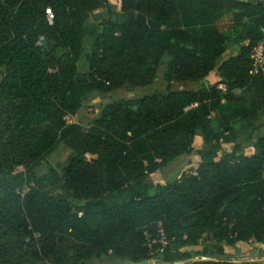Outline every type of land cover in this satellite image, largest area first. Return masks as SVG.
<instances>
[{
    "label": "trees",
    "instance_id": "16d2710c",
    "mask_svg": "<svg viewBox=\"0 0 264 264\" xmlns=\"http://www.w3.org/2000/svg\"><path fill=\"white\" fill-rule=\"evenodd\" d=\"M263 39L264 0H121L119 12L109 0H0V264H141L160 223L164 263L207 241L212 260L191 264H264L220 259L226 246H264V132L257 155L237 142L264 120V66L252 60ZM163 67L167 84L199 89L113 102L87 131L68 122L86 97L152 87ZM198 137L210 148L195 172L152 187ZM61 146L67 167L40 177Z\"/></svg>",
    "mask_w": 264,
    "mask_h": 264
},
{
    "label": "rangeland",
    "instance_id": "374dc122",
    "mask_svg": "<svg viewBox=\"0 0 264 264\" xmlns=\"http://www.w3.org/2000/svg\"><path fill=\"white\" fill-rule=\"evenodd\" d=\"M115 7H119L120 0H111ZM106 12V9L103 10ZM102 13V12H100ZM96 18V15L93 16V19ZM103 19V18H102ZM102 19H98V23L101 22ZM239 51L238 45H232L229 47L227 53L223 57V59H227V57L231 54H237ZM82 68H85V63L82 64ZM166 74V68L163 67L158 71L159 77L162 79L154 86L149 88H139L135 92L129 91L127 89H121L112 93L111 95L105 94H94L93 97H86L84 101V107L79 113L74 117H69V123H79L82 127L87 131L90 124L93 120L100 115L101 111H103L108 105L112 104L116 101H133L136 96L145 95V94H160L164 95L167 93V82L164 80ZM207 83L210 85H215L216 83L211 84L209 80ZM175 91H185L188 89H199V84L188 83V84H175ZM222 89H225L222 87ZM264 120L260 121L256 128L250 130L249 132L243 134L240 138H238L237 142L242 146V151L248 156H254L258 154V150L256 145L259 141V138L262 136L264 132ZM233 144H223L221 154L225 152H230L233 149ZM210 147L206 145L201 137H198L195 142L193 153L188 156V159L179 165L178 160L172 162L169 166L159 171L156 175H153L149 182L151 186L155 187L158 184H168L174 181H177L181 178V176L186 174H191L195 172L197 166L201 163V155L200 153L206 151ZM72 158V153L70 150L66 149L64 146H61L47 161L44 163L43 167L39 171L38 175L43 177L48 175L51 169L61 173L65 167H67L69 161ZM19 172H23V168L18 169ZM151 194H154L155 191L151 190ZM128 197L127 193L123 194L120 197V203L123 202ZM180 247V246H176ZM207 248V252L211 254H215L214 245L210 242L203 241L200 246L196 248H185L186 251H191L196 256L193 260L185 262V263H171V264H191L195 261L199 260H212L208 257H204L203 250ZM226 251H228V255L225 257H221V260H228L231 262H241V261H255L264 263V246L258 244L256 242L248 243V244H240L235 247H227ZM92 264H132L128 261L121 260L115 257H107L103 256L101 259H94ZM141 264H167L164 263L161 259H155L153 262H144Z\"/></svg>",
    "mask_w": 264,
    "mask_h": 264
},
{
    "label": "built area",
    "instance_id": "2783aa9c",
    "mask_svg": "<svg viewBox=\"0 0 264 264\" xmlns=\"http://www.w3.org/2000/svg\"><path fill=\"white\" fill-rule=\"evenodd\" d=\"M46 16H47V20L49 21V23L53 24L54 23V13L50 8L46 10ZM44 44H45V39L44 37H41L40 40L38 41V46L43 48ZM252 60L254 62L255 72L257 73L259 69L264 66V39L259 44V46L255 49L253 56H252ZM28 191H29L28 188H24L22 192L23 196ZM145 239H146L145 245L150 250L151 256L154 257L153 259L154 261L155 259H157L158 255H161L164 253L168 245V239H167L163 224L162 223L159 224L156 235L146 233Z\"/></svg>",
    "mask_w": 264,
    "mask_h": 264
},
{
    "label": "crops",
    "instance_id": "0c3cea01",
    "mask_svg": "<svg viewBox=\"0 0 264 264\" xmlns=\"http://www.w3.org/2000/svg\"><path fill=\"white\" fill-rule=\"evenodd\" d=\"M111 3H112V1L111 0H109ZM113 4V3H112ZM114 5V4H113ZM115 6V5H114ZM116 8V11L117 12H119L120 10H121V0H120V3H119V7L117 6V7H115ZM207 80H209V82H211V84H213V83H216V82H219L220 81V77H219V74L216 72H214L212 75H210V77L207 79ZM174 86H175V84H173V88H174ZM191 155V154H190ZM190 155H187V156H183V157H181V158H178L177 160H178V162H179V165L180 164H183L187 159H188V156H190ZM176 160V161H177ZM240 244H245V243H240ZM240 244H237V245H235L236 247L237 246H239ZM235 246H233V247H235ZM228 252V251H227ZM149 262H153V260L152 261H149ZM241 262H243V261H241ZM241 262H237V263H241Z\"/></svg>",
    "mask_w": 264,
    "mask_h": 264
},
{
    "label": "water",
    "instance_id": "95a60500",
    "mask_svg": "<svg viewBox=\"0 0 264 264\" xmlns=\"http://www.w3.org/2000/svg\"><path fill=\"white\" fill-rule=\"evenodd\" d=\"M259 5H263V2H259ZM104 16H103V14L102 13H98L97 15H96V18L94 19V21H97L98 19H102ZM123 19H124V15L122 14L121 15V21H123ZM248 33H249V30L247 31V33H246V35H248ZM48 46L50 47V48H52L53 47V45L52 44H48ZM77 81H88V77H77V79H76ZM206 86V83H202V87H205ZM171 89H172V84H168V86H167V91H171ZM261 154L264 156V151H262L261 152Z\"/></svg>",
    "mask_w": 264,
    "mask_h": 264
}]
</instances>
